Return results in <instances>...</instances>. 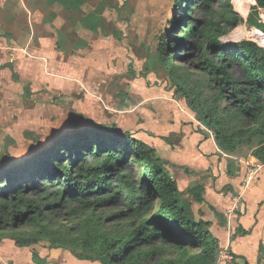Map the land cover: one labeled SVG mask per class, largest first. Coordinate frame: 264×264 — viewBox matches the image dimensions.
Segmentation results:
<instances>
[{
    "label": "trees",
    "instance_id": "16d2710c",
    "mask_svg": "<svg viewBox=\"0 0 264 264\" xmlns=\"http://www.w3.org/2000/svg\"><path fill=\"white\" fill-rule=\"evenodd\" d=\"M88 1L46 5L74 12ZM234 9L230 0H174L168 31L144 69L165 72L174 95L212 133L220 151L247 147L264 164V48L221 40L238 25ZM259 9L264 0H255ZM102 12H88L80 26L96 32ZM254 26L264 34V23ZM73 136L19 166L3 167L9 160L3 156L0 242L9 239L17 248L47 243L99 264H216L210 223L192 217L153 149L115 127L81 131L76 141ZM203 192L202 186L188 189L196 203L203 202ZM32 259L43 260L37 252Z\"/></svg>",
    "mask_w": 264,
    "mask_h": 264
},
{
    "label": "crops",
    "instance_id": "0c3cea01",
    "mask_svg": "<svg viewBox=\"0 0 264 264\" xmlns=\"http://www.w3.org/2000/svg\"><path fill=\"white\" fill-rule=\"evenodd\" d=\"M37 1L45 8L40 30L32 25L33 9L22 3L18 12L24 14L25 26L8 35L0 33V118L5 114L39 113L41 106H36V101L43 99V108L54 110L51 104L58 98L83 94L92 75L116 74L120 65L107 59L115 55L113 51L92 48L78 37L80 32L101 33L104 29L102 13L103 24L96 32L79 24L85 14L97 12L99 4L87 11L89 0L70 12L58 4L48 6L46 0ZM104 37L111 36L108 32ZM97 56L103 61L99 62ZM129 80H134L126 89L131 97L139 83H135L136 76ZM171 96L169 121L167 114L161 117L167 148L148 143L143 133L137 138L154 150L164 170L175 180L183 205L188 207L191 202L188 189L203 187V202L192 201L195 209L189 212L194 219L210 223L209 232L218 244L216 264H264V164L247 147L231 154L220 151L212 133L198 122L185 102L174 91ZM22 99L30 105L18 106ZM253 167L257 169L256 179L244 187L243 177ZM240 230L247 234L241 235ZM225 254L232 257L230 262L224 259Z\"/></svg>",
    "mask_w": 264,
    "mask_h": 264
},
{
    "label": "rangeland",
    "instance_id": "374dc122",
    "mask_svg": "<svg viewBox=\"0 0 264 264\" xmlns=\"http://www.w3.org/2000/svg\"><path fill=\"white\" fill-rule=\"evenodd\" d=\"M22 3L33 9L31 22L33 27L40 30L39 23L45 11L43 3L37 0H0L1 34L15 33L25 26V16L18 12L23 8ZM230 3L239 16V22L221 40L227 44L255 42L264 45V36L254 26L256 21L264 22V11L254 10L255 0H230ZM97 6L103 11L104 29H101V33L80 32L78 37L86 40L92 48L113 51L115 55L107 59L116 65L120 64L116 74L92 75L87 91L77 96L58 98L56 103L51 104L54 110L43 108V99L36 101V106H41L39 113L2 115L0 162L4 155L9 156L3 167L19 166L36 152L40 153L63 137L77 136L81 131L98 127H115L138 141L141 140L137 136L142 138L143 133L148 143L160 149L167 148L168 144L164 141L166 137L163 136L166 133L161 128L165 123L161 117L167 114L166 121H169L173 90L166 80L165 72L145 73L144 63L151 62L160 37L168 31L169 21L174 14V0H90L85 9L91 11ZM193 16H197L196 11ZM108 32L111 37L103 38ZM70 46L69 43L68 48ZM102 61L103 58L99 62ZM130 68L138 80L135 83L139 84L128 97L126 89L130 82H134L129 80L132 78ZM234 72L237 74V70ZM142 73H145L144 77L140 76ZM17 105L29 106L30 103L22 99ZM76 136L72 137L75 141ZM185 207L194 212L192 201ZM60 212L61 217L63 212ZM102 212L108 213V209ZM33 252L43 259L42 262L35 261L39 264H99L79 261L60 249H49L47 243L19 250L9 239L0 242V264H35Z\"/></svg>",
    "mask_w": 264,
    "mask_h": 264
},
{
    "label": "built area",
    "instance_id": "2783aa9c",
    "mask_svg": "<svg viewBox=\"0 0 264 264\" xmlns=\"http://www.w3.org/2000/svg\"><path fill=\"white\" fill-rule=\"evenodd\" d=\"M260 32V31H259ZM262 33V32H261ZM262 35L264 36V34L262 33ZM257 44V43H256ZM258 46L264 48V45H259ZM256 173H257V169L256 168H250L246 171L244 177H243V186L244 187H249L252 183V181H254L256 179ZM224 259L228 262H230L232 260V257L228 256L225 254Z\"/></svg>",
    "mask_w": 264,
    "mask_h": 264
},
{
    "label": "water",
    "instance_id": "95a60500",
    "mask_svg": "<svg viewBox=\"0 0 264 264\" xmlns=\"http://www.w3.org/2000/svg\"><path fill=\"white\" fill-rule=\"evenodd\" d=\"M53 141H54V140H52V141H50V142H53ZM38 153H39V152H36L35 155L38 154ZM35 155H33V156H35ZM29 159H30V158H29ZM25 161H26V160H24L23 162H25ZM23 162H21V163H23ZM18 165H20V164H18Z\"/></svg>",
    "mask_w": 264,
    "mask_h": 264
}]
</instances>
